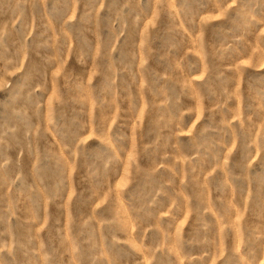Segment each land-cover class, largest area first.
Listing matches in <instances>:
<instances>
[{"label":"rangeland","instance_id":"1","mask_svg":"<svg viewBox=\"0 0 264 264\" xmlns=\"http://www.w3.org/2000/svg\"><path fill=\"white\" fill-rule=\"evenodd\" d=\"M0 264H264V0H0Z\"/></svg>","mask_w":264,"mask_h":264}]
</instances>
